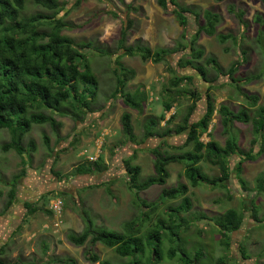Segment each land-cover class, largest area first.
Instances as JSON below:
<instances>
[{
    "label": "rangeland",
    "instance_id": "rangeland-1",
    "mask_svg": "<svg viewBox=\"0 0 264 264\" xmlns=\"http://www.w3.org/2000/svg\"><path fill=\"white\" fill-rule=\"evenodd\" d=\"M76 1L58 0V3L70 5L65 6L63 10L64 20L69 27L63 34L75 42L92 44L93 50L86 52L96 78L95 97L89 104L91 113L85 111L84 115L77 114L66 106L63 113L67 111V114H52L60 124L57 130L47 124L34 125L24 138L22 145L26 147L27 143L32 141L36 150L30 154V160L27 161L26 176L18 182L11 210L0 217V247L6 246L1 256L4 262L60 264L56 260H72L74 264H92L86 256V251L91 247L89 240L85 245L76 247L67 241V233L79 234L85 229L82 218L84 213L95 227L116 232H123L122 225L132 220L141 223L140 216L146 209L138 205L134 192L129 188L123 162L131 160L132 166L140 167L139 182L153 177V149L163 155H179L192 150V144L178 149L184 144L186 134H176L174 130L191 109L194 97L190 92L193 90H196L194 94L198 92L202 99L197 102L190 121L200 120L205 112L203 102L208 85L192 70H180L176 67L177 61L185 58L189 50L177 46H185L186 42L181 37L183 28L172 15L171 6L164 11L157 4V0H124L126 4L133 5L134 10L128 12L117 0H79V5L74 6ZM178 4L200 13L198 22L188 15L186 38H191L197 26L203 24L204 10L220 17L216 35L230 36L224 44L218 41L216 35L208 37L201 33L197 38L195 47L203 51V58L198 64L204 66L208 80L215 78L208 93L216 110L200 141L203 144L213 141L220 148H224L225 141L234 137L240 154L229 158V179L224 183L219 181L221 174L218 166L208 162L200 163L203 174L209 180H215L216 185L204 183L196 188L191 187L184 177V162L170 164L167 167L170 178L164 187L156 185L139 191L138 196L142 201L157 206L154 212L147 215V221L142 223V231L150 229L158 218L167 221L169 211L180 206L183 197L159 200L162 190L186 184V197L190 200L191 207L187 212H180L176 218V224L182 220L186 224L179 230H165L167 237H164L162 243L163 260L158 264H181L177 257L170 260L167 256L169 249L180 246L190 256H193L196 250H201L202 258L198 264H216L220 258L234 264H264V222L257 223L250 219L251 208H254L258 220H264V191H254L255 179L264 173V152L260 153L262 140L253 135L250 123L233 122L225 132L218 112L221 105L233 113L245 108L243 94L257 96L258 106H264V46H260L257 41L258 32L263 33L264 27H257L253 22L256 15L264 19V9L257 0H179ZM37 12L43 11L29 1L24 15L31 16ZM113 12L120 14V17H113ZM238 12L243 13V25L236 16ZM126 18L131 20L132 24L127 32L125 46L134 47L141 41V45L148 46L152 53L175 48H179L178 51L166 55L158 64L143 62L138 56H121L122 52L118 51L119 32L125 27ZM94 48L107 54H97ZM208 58L216 61L224 75L217 76L211 65H206ZM118 65L135 74L128 82L126 91L132 92L141 87L148 94L141 115L125 107L119 96L112 97L116 87L113 71ZM233 65L236 71L232 78L236 84L231 82L227 75L228 69ZM172 71L179 77L192 76L193 85L182 83L178 87L177 90L184 89V93L178 96L173 104V121L166 125L160 122L155 128L158 135L169 129L168 136L145 139V120L149 117H160L164 112L162 101L168 94L172 96L177 92L166 89L167 82L173 76ZM249 78L253 79L247 83ZM126 112L131 115L134 135L132 141H129L121 130L120 118ZM166 116L167 113L165 118ZM9 140L8 131L0 130V212H3L7 201L6 195L10 190L12 177L22 169L21 159L14 151L3 152L1 149ZM254 140L256 143L252 144ZM96 154L102 160V165H105V171L101 170L88 176L70 175L80 164H93L87 158ZM247 155L253 156V159H245ZM239 161H242L241 171L237 172ZM240 180L246 183L247 191L242 189ZM56 197L63 202V216L62 225L54 229L50 227L51 213L49 215L47 212L49 202ZM25 203L30 204L36 212L27 215L23 207ZM229 209L241 213L244 219L242 229L232 234L231 246L226 250L221 246L222 237L213 222ZM200 217L206 219L201 220ZM46 226L49 229H46ZM171 232L175 236H172ZM168 238H172V242L168 241ZM240 244L246 249L248 260L241 258L238 250ZM91 251L100 260H108L112 264L127 261L118 258L113 249L98 243L91 247Z\"/></svg>",
    "mask_w": 264,
    "mask_h": 264
},
{
    "label": "trees",
    "instance_id": "trees-1",
    "mask_svg": "<svg viewBox=\"0 0 264 264\" xmlns=\"http://www.w3.org/2000/svg\"><path fill=\"white\" fill-rule=\"evenodd\" d=\"M39 8L43 12H37L31 16H25L24 10L28 2ZM179 0H157V4L162 10L167 11L171 6V13L174 16L177 24L183 28L182 39L186 45L178 44L177 46L188 49L189 53L185 58H180L176 67L180 70L190 69L195 72V75L202 79L208 85L207 94H205V112L202 118L196 122H191V116L196 109L197 102L202 99L201 95L194 91L190 94L194 97L193 103L190 106V111L182 119L181 124L177 125L174 132L176 134H186L184 144L186 147L192 144V150L179 155H163L157 149H153L154 156V173L153 177L146 178L142 182L138 181L141 169L138 166H132L131 160H125L124 167L128 178L130 189L134 192V198L142 209H146L141 217V223H136L135 220L124 223L122 225L123 232L111 231L105 228H98L93 225L91 219L84 213L82 215L85 222V229L77 234L75 232H68L66 239L69 243L76 247H81L89 240V244L93 247L95 244L113 249L118 258L126 259L125 263L120 264H158L163 260L162 243L164 237H167L165 230L172 231L173 229H180L185 225L182 220L176 224V218L179 217L180 212L189 211L191 204L186 197L188 186L186 184H179L174 188L163 189L159 200L175 199L183 197L180 206L169 211V218L167 221L158 218L157 222L146 231H142V223L147 221L150 213L157 209V206L146 204L138 196L139 191L146 190L151 186L164 187L166 181L170 178L167 167L172 163L186 164L184 177L189 185L193 188L200 186V184L210 183L216 185L215 180H209L202 172L200 163L208 162L212 165L218 166L221 177L219 181L224 183L229 179L228 160L233 155H238L237 140L234 137L228 138L225 141V147L220 148L215 142H208L203 144L200 141L201 135L208 129L210 120L214 114L215 106L212 98L209 96L211 90L210 85L215 82L207 79V73L202 64H198L203 58V51L196 49L195 45L198 36L203 33L208 37L216 35V27L220 22V17L209 11H203V24L197 26V30L193 33L191 38H186L185 30L188 28L189 16H192L197 22L199 21L200 13L193 11V9L180 6ZM218 2L222 0H217ZM261 3L264 9V0H257ZM125 10L133 11L132 3L126 4L124 0H117ZM79 5V0L73 4ZM69 4H59L58 0H0V130H6L9 133L10 140L3 144L1 149L3 152L10 150L14 151L21 159L20 164L22 169L19 174L12 177L10 190L6 197L7 201L4 205L3 212H0V217L4 216L11 210L16 197L18 182L26 176L27 161L30 160V154L34 153L36 148L32 141H29L24 147L23 140L30 133L34 125H49L52 129L57 130L60 124L56 122L52 114H67L63 113L66 106L77 114L84 115L90 112L89 104L95 97L96 78L90 68V62L86 55L87 51H91V42H75L73 39L64 35L63 32L67 30L68 24L64 20L63 10ZM46 12V13H44ZM120 14L113 12L112 16L119 18ZM237 18L241 25L242 12L237 13ZM125 27L119 32L118 51H121V56L134 57L138 56L143 62L150 61L153 64L161 63L166 55L176 53L179 48L171 50H161L160 52L152 53L151 49L141 45V41L136 43V46H125L128 29L131 26V20L126 18ZM253 22L257 27H264V19L260 15L254 17ZM264 33V32H263ZM262 31L258 32V44L264 46V34ZM216 38L221 44H224L229 35H216ZM94 51L100 55H106L105 51L94 48ZM244 54V52L242 53ZM118 60V59H117ZM116 60V61H117ZM206 65H211L212 69L217 72V76L224 75L222 70L216 64L213 58L206 60ZM235 66H230L227 71L229 80L236 84L232 75L235 73ZM116 78V87L112 97L119 96L125 107L135 111L137 114H142L145 104L148 100V94L144 88L138 87L134 91H126V86L130 80L135 77L133 71L123 68L118 65L113 71ZM173 76L167 82L166 89L177 91L174 95H167L162 101L164 109L163 114L158 117H149L145 120L144 138L152 137H167L170 133L169 129L162 131L159 135L155 132V128L160 122L164 125L170 124L173 121L174 115L166 120L165 115L174 106V102L178 96L184 93V89L179 91L178 87L182 83L193 85V77L184 75L179 77L174 71ZM216 76V77H217ZM254 78V77H253ZM253 78H249L246 82H250ZM167 93V91L165 90ZM246 107L242 108L238 113H233L227 107L221 105L218 108L219 115L222 119L224 131L227 132L230 124L233 122L250 123L252 126L253 135L262 140V148L260 153L264 152V106H258L259 98L257 96H248L243 94ZM157 101V99H155ZM91 113V112H90ZM121 130L129 141L134 139L133 128L131 125V115L129 113L122 114L120 118ZM46 141V139H45ZM256 143V140L252 144ZM247 160L253 159V156H245ZM89 158V157H88ZM89 161V160H88ZM90 162V161H89ZM241 162L239 161L236 171H241ZM93 164H80L70 174L71 176H88L95 172L106 170L105 165H102V160L97 157ZM59 176V174H56ZM242 189L247 191L246 183L240 180ZM223 185V184H222ZM225 188V186L223 185ZM256 193L264 191V173L255 179ZM23 207L27 215H31L36 210L28 203ZM50 215V212H47ZM254 208H251L250 219L253 222L261 223L259 221ZM206 219L205 217H200ZM199 218V219H200ZM244 217L236 210L229 209L222 216L216 218L213 222L215 229L221 234V246L229 250L231 246L232 234L237 233L242 229ZM137 224V225H136ZM172 236H175L171 232ZM180 239V238H179ZM172 238H168L171 241ZM6 246L0 247V264H33L15 262H4L1 256L4 253ZM91 247L86 251V256L92 264H112L108 260H100V258L93 254ZM183 247L169 249L167 251L168 259L178 258L181 264H198L202 258L201 250H196L193 256L187 254ZM241 258L248 260L246 249L243 244L238 246ZM60 264H74L72 260L61 262ZM216 264H234L228 262L226 259L220 258Z\"/></svg>",
    "mask_w": 264,
    "mask_h": 264
},
{
    "label": "built area",
    "instance_id": "built-area-1",
    "mask_svg": "<svg viewBox=\"0 0 264 264\" xmlns=\"http://www.w3.org/2000/svg\"><path fill=\"white\" fill-rule=\"evenodd\" d=\"M174 115L172 109L167 113L166 120ZM98 155L96 154L93 157L87 158L90 162L96 161ZM49 212L51 213L52 224L50 227L57 229L62 225V216H63V202L60 198L56 197L49 202ZM46 229H49L47 226Z\"/></svg>",
    "mask_w": 264,
    "mask_h": 264
}]
</instances>
